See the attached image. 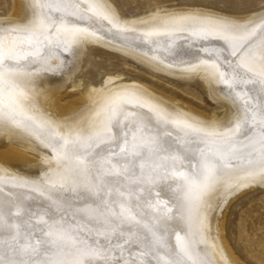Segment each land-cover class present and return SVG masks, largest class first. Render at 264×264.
Listing matches in <instances>:
<instances>
[{
	"label": "bare ground",
	"instance_id": "bare-ground-1",
	"mask_svg": "<svg viewBox=\"0 0 264 264\" xmlns=\"http://www.w3.org/2000/svg\"><path fill=\"white\" fill-rule=\"evenodd\" d=\"M198 1L127 17L113 0H10L0 264H243L224 215L264 187V8ZM93 48L200 79L215 108L118 74L82 88Z\"/></svg>",
	"mask_w": 264,
	"mask_h": 264
},
{
	"label": "rangeland",
	"instance_id": "rangeland-1",
	"mask_svg": "<svg viewBox=\"0 0 264 264\" xmlns=\"http://www.w3.org/2000/svg\"><path fill=\"white\" fill-rule=\"evenodd\" d=\"M113 1L127 17H131L163 5L194 4L198 0ZM206 3L229 13H245L264 8V0H206ZM10 9V0H0V14L8 13ZM115 74L122 76V83L139 80L207 113L215 108V103L202 87L200 79L181 80L152 71L134 59L107 49L93 48L82 62L77 78L82 88H89L99 86L105 76ZM4 141L5 136L1 135L0 144ZM224 235L231 250L243 264H264V187H247L230 202L224 215Z\"/></svg>",
	"mask_w": 264,
	"mask_h": 264
}]
</instances>
